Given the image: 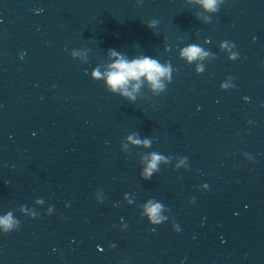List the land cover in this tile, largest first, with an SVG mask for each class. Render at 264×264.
Instances as JSON below:
<instances>
[{"label":"clouds","instance_id":"obj_1","mask_svg":"<svg viewBox=\"0 0 264 264\" xmlns=\"http://www.w3.org/2000/svg\"><path fill=\"white\" fill-rule=\"evenodd\" d=\"M202 6L209 11H217L218 0H201ZM156 24L155 20L150 21L147 24V27L150 29L154 28ZM228 42H221V49ZM235 47L234 44H232ZM109 53L112 57H116V60L113 64L110 65V71L107 73L106 83L109 89L113 92L119 91L120 94L126 97L129 101H135V96L133 92L138 90L140 87L141 77H144L154 89L163 90V84L161 83V78L166 75L171 79V67L163 65L158 60L153 59L151 56L145 55L142 58L127 60L124 57L120 56L116 51L109 49ZM208 53L204 52L203 49L197 45H189L181 51V56L186 58L189 63L193 61L202 60ZM238 54L232 53L228 56L229 60H236ZM204 68L201 65H197L196 72L197 74L202 73ZM93 76L99 77L100 73L98 71L93 72ZM132 82H136L133 84ZM129 85L132 86V91H128ZM223 87V85H221ZM132 140L134 144H141L139 139L133 140L130 136L128 138ZM150 142L144 140L143 144L147 146ZM163 159L161 155L156 154L155 152L151 154V159L148 162L147 167L143 170L142 176L144 179H150L152 173L157 169L158 163ZM164 205L162 203H151L146 206V215L148 217V222L151 225H160L167 218L161 215ZM19 224V221L15 220L11 212H8L6 215L0 217V227L4 229L5 233L11 232Z\"/></svg>","mask_w":264,"mask_h":264}]
</instances>
